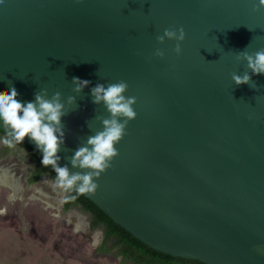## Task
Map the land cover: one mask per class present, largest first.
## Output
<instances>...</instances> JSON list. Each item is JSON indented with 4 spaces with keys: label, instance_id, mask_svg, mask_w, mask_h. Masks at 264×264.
<instances>
[{
    "label": "water",
    "instance_id": "1",
    "mask_svg": "<svg viewBox=\"0 0 264 264\" xmlns=\"http://www.w3.org/2000/svg\"><path fill=\"white\" fill-rule=\"evenodd\" d=\"M183 28L160 45L165 29ZM157 48L163 59L153 55ZM264 50L252 0H8L0 9V95L75 96L62 118L59 164L109 118L97 84L129 85L136 118L118 156L85 195L149 248L204 264H264V75L241 51ZM90 81L79 94L72 78ZM0 130L3 126L0 124ZM24 143L36 150L25 137ZM42 155V154H41Z\"/></svg>",
    "mask_w": 264,
    "mask_h": 264
},
{
    "label": "clouds",
    "instance_id": "2",
    "mask_svg": "<svg viewBox=\"0 0 264 264\" xmlns=\"http://www.w3.org/2000/svg\"><path fill=\"white\" fill-rule=\"evenodd\" d=\"M83 3L84 0H77ZM8 0H0V9L4 8ZM253 10L258 11L264 8V0H252ZM175 41L174 51L177 56L182 52L181 44L185 40V31L181 28L165 29L163 35L157 37L160 45L165 41ZM154 56L164 58L165 52L157 48ZM238 62H246L247 71L243 74H233L232 80L236 86L252 85V75H264V50H259L254 54L241 51L236 56ZM73 91L79 94L87 88L90 81L72 78ZM128 83L119 81L116 83L97 84L91 88L92 102L103 104L109 114V118L102 119V130L89 136L85 145L78 147L71 157V167L81 171H70L67 165L61 166L58 155L61 145L64 143V130L62 118L67 114L66 105H74L76 97L69 96L63 100L60 92H55L49 97L46 90L38 92L34 100L23 102L17 99L18 92L12 85L9 92L0 95V124L3 126L0 134V146L14 150L18 155H23L27 160L28 153L21 147L25 137L35 144L41 152L40 163L43 168H50L55 174L50 180L44 183L51 189V193L56 197V203L48 204V207H56L59 218V208L63 204L74 201L78 196L95 195L99 185L96 181L101 174L111 167V162L118 156L116 145L122 140L128 122L136 118L134 105L136 98L126 95ZM0 183L8 190L6 197L8 204H15L22 200L24 191L22 183L15 177L10 168L0 169ZM36 191H41L36 189ZM35 196L30 197L34 199ZM7 206L0 207V215L6 214ZM67 223L73 225V230L79 232L84 227L83 218L80 215L73 220L71 216L67 218ZM99 234H94V246L99 243Z\"/></svg>",
    "mask_w": 264,
    "mask_h": 264
},
{
    "label": "rangeland",
    "instance_id": "3",
    "mask_svg": "<svg viewBox=\"0 0 264 264\" xmlns=\"http://www.w3.org/2000/svg\"><path fill=\"white\" fill-rule=\"evenodd\" d=\"M2 168L11 169L24 191L22 200L8 204V190L0 183V207L8 208L6 214L0 215V264H122L114 252L98 253L103 232L91 230V216L80 207L66 212L63 204L59 218L56 207H48L56 203L55 195L44 183L51 178L44 175L38 182H32L34 162L29 154L25 160L23 155L0 146ZM37 188L41 191H36ZM77 215L84 223L79 232L67 223L69 216L75 220ZM94 234H99L95 246Z\"/></svg>",
    "mask_w": 264,
    "mask_h": 264
},
{
    "label": "trees",
    "instance_id": "4",
    "mask_svg": "<svg viewBox=\"0 0 264 264\" xmlns=\"http://www.w3.org/2000/svg\"><path fill=\"white\" fill-rule=\"evenodd\" d=\"M0 134H2L1 130ZM21 147L27 151L34 162L33 183L38 182L44 175L50 178L55 175L50 168L42 167L40 153L26 143H23ZM79 207L91 216V230L103 232V240L97 250L99 254L114 252L115 257L122 260V264H204L199 261L172 257L149 248L117 225L85 195L78 196L74 201L64 204L66 212Z\"/></svg>",
    "mask_w": 264,
    "mask_h": 264
}]
</instances>
